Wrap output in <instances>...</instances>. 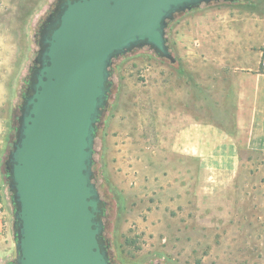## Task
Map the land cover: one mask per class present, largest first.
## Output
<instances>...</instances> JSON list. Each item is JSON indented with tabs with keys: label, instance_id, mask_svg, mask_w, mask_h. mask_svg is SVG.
<instances>
[{
	"label": "rangeland",
	"instance_id": "obj_1",
	"mask_svg": "<svg viewBox=\"0 0 264 264\" xmlns=\"http://www.w3.org/2000/svg\"><path fill=\"white\" fill-rule=\"evenodd\" d=\"M57 7L0 0V85L13 86L0 105L2 162ZM165 38L170 58L140 47L110 63L92 155L106 252L113 264H264V151L222 138L256 126L246 119L254 76L264 74V0L176 13ZM6 216L12 224L10 200Z\"/></svg>",
	"mask_w": 264,
	"mask_h": 264
},
{
	"label": "water",
	"instance_id": "obj_2",
	"mask_svg": "<svg viewBox=\"0 0 264 264\" xmlns=\"http://www.w3.org/2000/svg\"><path fill=\"white\" fill-rule=\"evenodd\" d=\"M216 1L62 0L45 21L6 161L14 264H110L103 204L92 182L110 63L140 47L170 58L167 21Z\"/></svg>",
	"mask_w": 264,
	"mask_h": 264
},
{
	"label": "crops",
	"instance_id": "obj_3",
	"mask_svg": "<svg viewBox=\"0 0 264 264\" xmlns=\"http://www.w3.org/2000/svg\"><path fill=\"white\" fill-rule=\"evenodd\" d=\"M13 86L8 83L6 86L0 85V105L8 100L12 95ZM250 92V103L247 113V124H255L253 127H239L238 130H241L240 135H230L224 134L222 138H226L227 142H224L223 145L231 146L230 142L232 139H241L239 145H243V140H247L248 145H250L251 139L257 147H260L264 151V74H256L254 76V85L249 90ZM248 120V121H247ZM239 122V121H238ZM241 122V121H240ZM242 123V122H241ZM198 126V125H197ZM3 131V120L0 117V136ZM192 133L195 134V137H198V130L191 128ZM191 133V134H192ZM214 137V136H211ZM198 147V145H197ZM1 140H0V264H14L15 257V235H14V222L11 224L7 219V210L9 205V200L13 207V216H14V205L12 202L11 192L9 186L6 184L3 178V171L1 167ZM2 210V211H1ZM15 219V218H14ZM16 253V252H15Z\"/></svg>",
	"mask_w": 264,
	"mask_h": 264
},
{
	"label": "trees",
	"instance_id": "obj_4",
	"mask_svg": "<svg viewBox=\"0 0 264 264\" xmlns=\"http://www.w3.org/2000/svg\"><path fill=\"white\" fill-rule=\"evenodd\" d=\"M24 97L25 96L23 95V99H24ZM18 120L19 119L15 120V121H17V127H18ZM98 123H99V120L97 122V125H98ZM97 125H96V130H95L94 136H96V134H97ZM1 167H2V171H3V178H4L5 182H6V184L8 185L9 179H8V171H7V167H6V161L1 163ZM10 195L12 197V194H10Z\"/></svg>",
	"mask_w": 264,
	"mask_h": 264
},
{
	"label": "flooded vegetation",
	"instance_id": "obj_5",
	"mask_svg": "<svg viewBox=\"0 0 264 264\" xmlns=\"http://www.w3.org/2000/svg\"><path fill=\"white\" fill-rule=\"evenodd\" d=\"M58 1V5L60 4V2L62 1V0H57ZM43 27V26H42ZM45 27H46V25L44 26V28L41 30V36L44 34V33H46V29H45ZM102 112H103V110H102ZM102 115V114H101ZM92 180H93V172H92ZM97 188V187H96ZM98 190V189H97ZM98 193H99V191H98ZM99 196H100V194H99ZM100 200L102 201V204H103V208H102V215H101V219L103 220V217H104V215H105V202L101 199V197H100ZM103 222V221H102ZM103 230H104V227H103ZM108 259H109V262H110V264H113L112 263V261H111V259H110V257L108 256Z\"/></svg>",
	"mask_w": 264,
	"mask_h": 264
},
{
	"label": "built area",
	"instance_id": "obj_6",
	"mask_svg": "<svg viewBox=\"0 0 264 264\" xmlns=\"http://www.w3.org/2000/svg\"><path fill=\"white\" fill-rule=\"evenodd\" d=\"M0 187H1V183H0Z\"/></svg>",
	"mask_w": 264,
	"mask_h": 264
}]
</instances>
